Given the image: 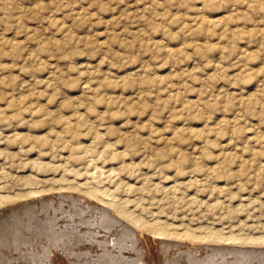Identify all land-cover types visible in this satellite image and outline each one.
Listing matches in <instances>:
<instances>
[{
	"label": "rangeland",
	"instance_id": "1",
	"mask_svg": "<svg viewBox=\"0 0 264 264\" xmlns=\"http://www.w3.org/2000/svg\"><path fill=\"white\" fill-rule=\"evenodd\" d=\"M155 261L264 264V0H0V264Z\"/></svg>",
	"mask_w": 264,
	"mask_h": 264
},
{
	"label": "bare ground",
	"instance_id": "2",
	"mask_svg": "<svg viewBox=\"0 0 264 264\" xmlns=\"http://www.w3.org/2000/svg\"><path fill=\"white\" fill-rule=\"evenodd\" d=\"M66 122H67V121H66ZM67 123H69V122H67ZM83 158H84V157H83ZM75 159H79V160H81V158H79V157H76ZM80 163H81V162H80ZM82 163H83V162H82ZM94 169H95V168H94ZM96 169H97V168H96ZM73 186H74V185H73ZM66 187H67V186H66ZM66 187H65V188H66ZM77 187H78V186H77ZM66 189H67V188H66ZM78 191H79V190H78ZM90 191H91V190H90ZM80 192H81V191H80ZM89 194H90V196L93 197V196H95L96 193H95V192H90ZM122 207H123V206H122ZM114 209H115V208H114ZM122 210H123V208H121V210H120V207H119V210H118V211L120 212V211H122ZM114 211H115V210H114ZM124 211H125V210H124ZM124 211H123V212H124ZM123 212H120V213L124 214ZM127 214H128V213H127ZM127 214H126V215H127ZM124 215H125V214H124ZM124 215H123V216H124ZM126 215H125V216H126ZM128 215H129V214H128ZM128 215H127V216H128ZM119 216H120V215H119ZM125 216L123 217L124 219H126ZM131 216H132V215H131ZM135 218H136V217H135ZM135 220H136V219H135ZM130 221H131V220H130ZM133 221H134V220H133ZM140 222H141V221H140ZM135 223H136V222H135ZM141 223H142V222H141ZM141 223H140V224H141ZM156 224H157V223H156ZM143 225H144V224H143ZM153 225H154V224H153ZM156 226H157V225H156ZM165 226H166V225H165ZM160 227H161V226H160ZM147 228H148V227H147ZM151 228H152V227H151ZM152 229H153V228H152ZM155 231H156V230H155ZM150 232H152V231H150ZM161 232H162V231H161ZM166 232H167V231H166ZM212 232H213V231H212ZM168 233H169V232H168ZM217 233H218V232H217ZM166 234H167V233H166ZM173 234H174V233H173ZM173 234H172V235H173ZM187 234H188V233H187ZM158 235H159V234H158ZM210 236H211V234H210ZM217 236H218V235H217ZM214 238H215V236H214ZM221 239H222V238H221ZM221 239H220V238H217V239H215V240H221ZM262 241H263V240H262ZM146 249H147V248H146ZM156 260H157V259H156ZM159 260H160V259H159ZM159 262H160V261H159ZM155 264H156V261H155Z\"/></svg>",
	"mask_w": 264,
	"mask_h": 264
},
{
	"label": "snow or ice",
	"instance_id": "3",
	"mask_svg": "<svg viewBox=\"0 0 264 264\" xmlns=\"http://www.w3.org/2000/svg\"><path fill=\"white\" fill-rule=\"evenodd\" d=\"M57 260H62V257H60L59 255H57Z\"/></svg>",
	"mask_w": 264,
	"mask_h": 264
}]
</instances>
